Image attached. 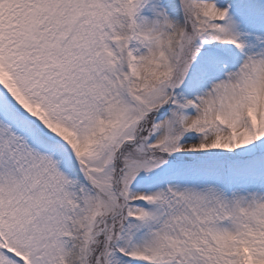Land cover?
Wrapping results in <instances>:
<instances>
[{
	"label": "snow or ice",
	"instance_id": "snow-or-ice-1",
	"mask_svg": "<svg viewBox=\"0 0 264 264\" xmlns=\"http://www.w3.org/2000/svg\"><path fill=\"white\" fill-rule=\"evenodd\" d=\"M0 264H264V0H0Z\"/></svg>",
	"mask_w": 264,
	"mask_h": 264
}]
</instances>
